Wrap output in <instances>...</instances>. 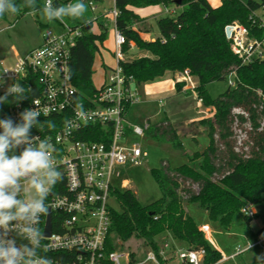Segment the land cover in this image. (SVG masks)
I'll use <instances>...</instances> for the list:
<instances>
[{
  "label": "trees",
  "instance_id": "1",
  "mask_svg": "<svg viewBox=\"0 0 264 264\" xmlns=\"http://www.w3.org/2000/svg\"><path fill=\"white\" fill-rule=\"evenodd\" d=\"M22 2L16 0L17 4ZM73 2L67 1L68 4ZM83 2L89 8V2ZM37 3L42 6L41 0H37ZM173 3V0H116V7L120 11L117 27L127 41L124 51L133 41L136 47L148 53L122 62V66L124 72L133 76L139 85L168 72L175 74L190 69L197 79L195 89L184 90L183 82H176L175 88L177 93L197 94L202 104L213 110L212 117L199 121L207 131L209 145L191 155L186 153L188 161L179 166L172 167L162 160L159 167L152 168L151 173L162 196L149 204H142L132 189L114 188L112 196L119 203V209L111 207L108 249H132L125 245L138 239L142 243L141 248L158 251L159 237L168 234L179 247L204 249L202 264H217L223 258L222 253L206 240L187 205L195 204L206 211L209 218L218 222L223 230L231 228L240 218L250 223L260 217L259 211L247 214L244 209L250 206L264 208V59L242 63L232 51L231 40L226 35V26L239 21L248 28L250 37L262 39L264 0H247L245 3L241 0H222L217 7L208 0H181L177 4L182 8L181 12L157 21L160 34L153 40L143 38L140 31L135 29L141 17L134 9L159 4L168 7ZM21 12L32 11L24 8ZM91 15L89 9L84 18H91ZM98 24L102 31L96 33L92 28L85 27L72 50V82L80 96L95 92L92 82L95 54L109 35V26H105L103 21H98ZM232 71L235 72V84H228L223 93L212 97L208 85L228 80ZM30 95L35 97L38 93ZM14 104L9 96L7 103L0 105V119L8 117L9 109ZM236 109L241 112H236ZM54 119L56 117L41 118L39 121L52 122ZM57 119L56 126L48 128L52 133L63 124V119ZM150 122L151 127L146 135L161 144H170L177 150L185 151L177 127L166 116L162 115L159 119L152 117ZM236 122L250 124L248 141L251 146L247 152L239 151L236 145L233 132ZM96 128L98 131L104 130L101 126ZM36 130L33 128L31 133ZM82 138L100 140L98 136ZM19 151L17 149V154ZM194 184H198V191L193 189ZM262 233L264 225L254 234L255 240ZM132 255L134 257L136 254L133 252ZM175 256V251L171 252L168 259H161V264H172ZM252 264H258V261H252Z\"/></svg>",
  "mask_w": 264,
  "mask_h": 264
},
{
  "label": "built area",
  "instance_id": "2",
  "mask_svg": "<svg viewBox=\"0 0 264 264\" xmlns=\"http://www.w3.org/2000/svg\"><path fill=\"white\" fill-rule=\"evenodd\" d=\"M111 1L113 7L104 8L98 14L95 13L98 6L90 1L91 18H82L73 24L56 20L65 32L45 29L39 47L24 57H18L11 67L0 63V94L5 93L12 83L20 82L28 96L10 107L8 117L19 122L18 114L25 108H35V101L41 112L38 119L56 117L52 121L55 126L58 117L63 119L61 128L55 133L45 127L46 123L41 131L31 133L34 137L52 139L57 148L54 158L62 173V180L54 186L46 201L51 212V234L45 235L48 214L41 216L39 224L44 235L43 243L50 245L49 251H41V255L52 259L53 264H161V259H168L169 254L175 251L166 240L159 242L158 251L144 247L141 253L121 247L108 249L111 202L114 200L112 192L117 187L116 179L121 177L119 168L141 165L147 158V151L134 137L146 136L152 118L147 116L139 122L132 118L134 109L147 101L134 77L124 72L122 62L129 61L124 51L127 41L117 27L120 11L116 0ZM98 21H103L105 26L112 24L115 65L105 67L102 82L92 95L80 96L72 76L68 78L72 50L84 28H92ZM228 26L231 28L228 39L231 40L232 51L242 63L264 59V37H250L248 28L241 23ZM234 75V71L229 74V85L235 84ZM194 78L191 70L185 69L176 73L175 81L183 82L185 88L194 90L197 86ZM35 93H38L35 97L30 95ZM77 102L83 104V113L76 109ZM155 102L159 108L164 107V99ZM236 112L241 111L236 109ZM97 126L104 127V130L98 131ZM95 136L100 140L82 138ZM244 212L253 214L256 211L250 206ZM199 229L204 234L211 232L208 224L201 225ZM21 242L17 241L18 244ZM263 245L264 235L245 249H237L228 257L223 255L221 260L238 257ZM133 252L136 254L134 257ZM204 255V249L183 248L179 250L178 257L180 264H202Z\"/></svg>",
  "mask_w": 264,
  "mask_h": 264
},
{
  "label": "rangeland",
  "instance_id": "3",
  "mask_svg": "<svg viewBox=\"0 0 264 264\" xmlns=\"http://www.w3.org/2000/svg\"><path fill=\"white\" fill-rule=\"evenodd\" d=\"M55 1V0H53ZM68 0H58L59 3L67 5ZM216 2V0H211ZM242 2H247V0H241ZM42 5L45 0H41ZM89 0H86L88 4ZM93 2V5L98 6L96 14L101 12L104 8L113 7L111 0H105L103 2ZM88 6V5H87ZM90 9V6L88 10ZM182 8L178 7L177 4L173 3L170 6L165 7L163 4L148 6L140 8L138 13L143 15L141 21L135 24V28L141 32L143 38H153L160 34L157 21L161 17L165 16H175L177 13L181 12ZM173 11L175 13H173ZM92 12V11H91ZM93 16V13L91 17ZM66 21L73 24L78 22L80 19L65 18ZM239 23V21H234V23ZM108 28V39L100 46L99 51L95 54L92 82L95 87L100 86L103 75L105 73V67H112L115 65V59L113 56V36H112V24L109 23ZM45 29H51L56 33L65 32L64 28H61L58 22L55 20L51 23H47L42 20L38 12H20L18 15L9 16L0 20V63L3 66L11 67L14 65L18 57H24L26 54L39 46L42 40V35ZM92 30L96 33H100L102 28L98 23H94ZM134 45V46H133ZM126 59L132 60L139 55H143L145 52L141 51L135 46L133 41L129 42V48L125 50ZM172 79L170 72L166 73L153 81L144 83L143 87H152L158 85V83L168 82ZM195 79V78H194ZM197 82V79H195ZM228 87V80L215 81L208 85V90L212 97H218L223 93ZM166 101V100H165ZM155 109H159L157 104L154 105ZM160 110V111H159ZM159 113L155 116L156 118L162 117V111L159 109ZM142 116H138V120ZM251 131L250 124L244 123L239 124L238 122L233 124V132L237 141L236 145L238 150L248 151L251 146V142L248 141V135ZM135 141L140 143L142 147L147 151L148 156L143 160L141 165H132L129 167H121L119 171L121 172V177L117 178V186L120 189H132L139 201L146 205L149 204L162 196L161 189L156 182L154 176L151 173L152 168H157L160 166L161 161L165 160L170 163L172 167L179 166L180 164L186 163L188 157L186 153L190 155L194 153L197 143L192 139H187L184 141L185 151L177 150L170 144L159 143L152 137L146 135L145 137H134ZM204 144V143H202ZM243 148V149H242ZM193 189L198 191V184H194ZM112 205L119 209V203L113 200ZM253 211H259L260 217L254 219L250 223L246 222L244 219H238L228 230H223L218 222L211 220L206 213L195 204L187 205L189 212L194 217L196 222L203 223L207 222L211 227V232L205 233L204 236L210 245L217 250H219L223 255H230L234 253L237 249H245L250 242L254 241V234L258 233L264 225V208H259L256 206H251ZM201 226V225H200ZM199 226V227H200ZM264 233L260 234L263 236ZM169 241L172 248L175 249L177 254L172 260V264H180L179 250L183 249L179 247L171 236L168 234L159 237L158 241ZM141 241L138 239H133L128 242L125 246L136 249L138 253H141ZM258 257H264V247L256 246L252 250L246 251L242 256H238L235 260H231L226 264H232L236 262L238 264H252V261H258ZM152 264V263H150Z\"/></svg>",
  "mask_w": 264,
  "mask_h": 264
},
{
  "label": "clouds",
  "instance_id": "4",
  "mask_svg": "<svg viewBox=\"0 0 264 264\" xmlns=\"http://www.w3.org/2000/svg\"><path fill=\"white\" fill-rule=\"evenodd\" d=\"M24 8L38 12L47 23L82 19L88 11L83 0L60 3L59 7L53 0H45L42 6L37 0H23L20 4L0 0V18L18 15ZM9 96L17 105L28 97L20 82L12 83L0 96V105L6 104ZM33 104L35 108H25L18 114L19 122L11 117L0 119V264H53L52 259L41 255V251H49L50 245L43 243L39 224L41 216L49 212L46 201L62 180V173L54 158L57 148L52 139L31 135L33 128L41 131L45 123L49 129L55 127L51 121H39L41 112L35 101ZM76 109L83 113V104L77 102ZM18 240L22 242L18 244ZM257 259L258 264H264V257Z\"/></svg>",
  "mask_w": 264,
  "mask_h": 264
},
{
  "label": "crops",
  "instance_id": "5",
  "mask_svg": "<svg viewBox=\"0 0 264 264\" xmlns=\"http://www.w3.org/2000/svg\"><path fill=\"white\" fill-rule=\"evenodd\" d=\"M208 1L214 7H217L221 5L222 3V0H216V2H212L211 0H208ZM139 9L140 8H135L134 11L138 13ZM140 16L143 17V15H140ZM155 37L153 38L149 37L146 39L153 40L155 39ZM41 43H42V40L40 41L39 46L41 45ZM143 55H148V53L145 52ZM143 55H139V57ZM170 74H171L172 79L168 82H164V83L160 82L158 83V85L156 84L152 87L151 86L143 87L144 84L140 85L142 94L147 102L137 107L136 109H134V112H133L134 114L132 118L134 119V121L139 122L147 116L155 117L159 113L160 111L159 109H161L163 116H166L169 119V121L177 127V132L182 138L183 144H184V141L186 142L187 139H192L197 143V146L195 147L194 152L202 151L209 145V138L207 135V131L199 123V121L205 118L212 117L213 110L209 107H205L202 104L200 98L195 93L193 94L177 93L176 88H175L176 73L175 74L170 73ZM184 90H187V88L184 87ZM157 99L166 100L164 107L159 108V109L154 108V105L157 104L155 102ZM157 107H159L158 104H157ZM139 115L142 116L140 120H138ZM197 224L200 226V225H204L208 223L207 222H203V223L197 222ZM258 237H260V235ZM254 241H255V238H254ZM253 242H250V243H253ZM230 255H225V256L228 257ZM235 258H228L227 260H220L217 264H226L227 262L231 260H235ZM232 264H238V263L233 262Z\"/></svg>",
  "mask_w": 264,
  "mask_h": 264
},
{
  "label": "water",
  "instance_id": "6",
  "mask_svg": "<svg viewBox=\"0 0 264 264\" xmlns=\"http://www.w3.org/2000/svg\"><path fill=\"white\" fill-rule=\"evenodd\" d=\"M181 0H176L175 4H180ZM53 4L55 7H59L60 3L58 2V0L53 1ZM231 34V28L228 26L226 27V35L227 37H229ZM51 228H52V223H51V212L49 211L48 213V220H47V225H46V229H45V235H50L51 234Z\"/></svg>",
  "mask_w": 264,
  "mask_h": 264
}]
</instances>
